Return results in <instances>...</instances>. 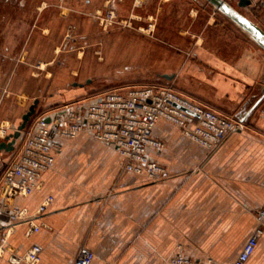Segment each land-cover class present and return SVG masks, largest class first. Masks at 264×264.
Here are the masks:
<instances>
[{
    "label": "crops",
    "instance_id": "crops-1",
    "mask_svg": "<svg viewBox=\"0 0 264 264\" xmlns=\"http://www.w3.org/2000/svg\"><path fill=\"white\" fill-rule=\"evenodd\" d=\"M37 11L26 52L30 64L45 65L43 83L31 71L14 76L25 85L20 94L30 96L31 103L38 99L39 107L37 94H48L53 80L52 55L66 38V9L42 5ZM246 44L232 59L208 54L191 67L193 98L235 118L264 94V52L253 42ZM54 87L59 96L44 106L56 107L46 114L80 96L78 87L64 100L63 86ZM244 125L251 133L230 134L207 152L175 126L158 122L152 137L163 148L149 149L147 156L164 176L154 182L145 174L121 172L117 151L90 136L59 140L61 149L40 190L14 201L15 208L32 215L52 198L40 219L44 226L29 237L25 226L16 227L7 245L18 256L39 247V264H72L81 246L93 253L91 264H168L173 257L233 264L257 227L254 212L264 205V99ZM0 264H8L6 257ZM246 264H264V234Z\"/></svg>",
    "mask_w": 264,
    "mask_h": 264
},
{
    "label": "rangeland",
    "instance_id": "rangeland-1",
    "mask_svg": "<svg viewBox=\"0 0 264 264\" xmlns=\"http://www.w3.org/2000/svg\"><path fill=\"white\" fill-rule=\"evenodd\" d=\"M224 1L264 31V0H252L245 9L237 7L238 0ZM42 5L66 9V38L52 55L53 83L49 81L48 94H37L41 106L35 116L56 107L44 106L48 98L59 96L54 86H63L65 100L67 92L79 89L73 84L83 85L77 91L80 96L65 105L109 90L161 85L207 107L189 93L191 67L201 65L200 58L208 54L232 59L252 43L205 0H0V131L7 135L32 104L30 96L20 94L25 85L14 75L31 71L42 84L46 73L43 63L27 61L26 52L29 30ZM208 22L214 26L207 27ZM162 75L175 78L166 81ZM248 129L244 125L242 132L251 133ZM11 157H0V172Z\"/></svg>",
    "mask_w": 264,
    "mask_h": 264
},
{
    "label": "built area",
    "instance_id": "built-area-1",
    "mask_svg": "<svg viewBox=\"0 0 264 264\" xmlns=\"http://www.w3.org/2000/svg\"><path fill=\"white\" fill-rule=\"evenodd\" d=\"M160 121L175 126L184 138L207 152L215 151L228 135L241 133L244 129V123L235 118L184 98L171 87L161 85L109 90L66 105L53 113L44 112L33 117L22 131L21 141L11 153V159L0 172V260L6 257L8 264L40 262L39 247L33 246L18 256L7 244L18 226L26 227L27 237L43 228L40 219L52 198L46 199L32 215L25 209L15 208L14 201L40 190L42 176L53 165L54 157L61 149L59 140L90 136L117 151L121 157V172L145 174L148 180L154 182L164 176V171L148 158L147 151L163 148V144L152 137ZM6 136V131H0V142ZM253 217L257 227L233 264H246L264 234V205L254 212ZM93 259V253L81 246L72 264H91ZM168 264L213 263L211 260L196 262L173 257Z\"/></svg>",
    "mask_w": 264,
    "mask_h": 264
},
{
    "label": "water",
    "instance_id": "water-1",
    "mask_svg": "<svg viewBox=\"0 0 264 264\" xmlns=\"http://www.w3.org/2000/svg\"><path fill=\"white\" fill-rule=\"evenodd\" d=\"M210 6H212L218 13L223 15L229 21H231L235 26H237L253 43H255L264 52V31L257 26L254 22L243 16L232 6L226 3L224 0H205ZM251 5L250 0H238L237 7L239 9H245ZM162 79L166 81H171L174 76L162 75ZM90 82H86L89 84ZM80 84H73L72 87H82ZM264 99V94L246 111L240 112L235 116V119L244 123L257 108V106ZM39 100L35 99L29 106L28 110L21 117L20 124L15 128V130L8 134L4 141L0 142V153L3 151L7 154H11L18 142L21 139L22 131L28 126L31 119L36 115V109L38 107ZM48 121V120H47Z\"/></svg>",
    "mask_w": 264,
    "mask_h": 264
},
{
    "label": "flooded vegetation",
    "instance_id": "flooded-vegetation-1",
    "mask_svg": "<svg viewBox=\"0 0 264 264\" xmlns=\"http://www.w3.org/2000/svg\"><path fill=\"white\" fill-rule=\"evenodd\" d=\"M32 119H33V118H32ZM32 119H31V120H32Z\"/></svg>",
    "mask_w": 264,
    "mask_h": 264
},
{
    "label": "trees",
    "instance_id": "trees-1",
    "mask_svg": "<svg viewBox=\"0 0 264 264\" xmlns=\"http://www.w3.org/2000/svg\"><path fill=\"white\" fill-rule=\"evenodd\" d=\"M35 117V116H34Z\"/></svg>",
    "mask_w": 264,
    "mask_h": 264
}]
</instances>
